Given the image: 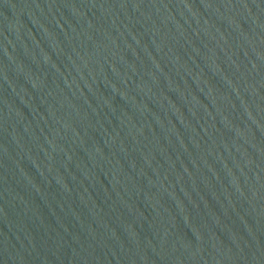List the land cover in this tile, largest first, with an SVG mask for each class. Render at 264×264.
Listing matches in <instances>:
<instances>
[{
  "label": "water",
  "instance_id": "obj_1",
  "mask_svg": "<svg viewBox=\"0 0 264 264\" xmlns=\"http://www.w3.org/2000/svg\"><path fill=\"white\" fill-rule=\"evenodd\" d=\"M0 264H264V0H0Z\"/></svg>",
  "mask_w": 264,
  "mask_h": 264
}]
</instances>
